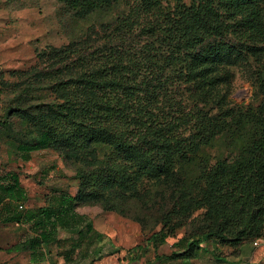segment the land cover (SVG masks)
<instances>
[{
	"label": "trees",
	"instance_id": "16d2710c",
	"mask_svg": "<svg viewBox=\"0 0 264 264\" xmlns=\"http://www.w3.org/2000/svg\"><path fill=\"white\" fill-rule=\"evenodd\" d=\"M61 2L79 35L39 52V61L15 82L10 108L27 127L14 143L22 159L30 161L33 150L57 149L77 164L81 189L30 209L21 173L0 169V223L26 227L9 251L43 261L57 245L64 262L53 264H83L93 246L97 258L112 255L119 250L105 249L104 234L77 211L79 202L121 209L150 184L170 193L164 198L173 205L149 242L159 249L183 231L179 248L156 260L194 264L204 242L240 247L259 241L264 30L256 26L264 20V0ZM253 61L259 101L231 104L226 90L235 67ZM201 208L206 213L189 229ZM60 231L69 236L60 238Z\"/></svg>",
	"mask_w": 264,
	"mask_h": 264
},
{
	"label": "rangeland",
	"instance_id": "374dc122",
	"mask_svg": "<svg viewBox=\"0 0 264 264\" xmlns=\"http://www.w3.org/2000/svg\"><path fill=\"white\" fill-rule=\"evenodd\" d=\"M259 23L256 29L264 30V20ZM78 35L74 17L61 0H0V169H15L21 173V184L29 193L26 207L30 209L46 205L56 195L68 193L75 196L79 193L81 184L76 176L77 164L55 148L33 150V158L27 162L18 153L14 143L20 133L27 132V127L11 112L10 106L15 101V82L22 72L39 61V52L51 46L59 48ZM251 64L250 67H235L232 85L226 90L231 104L259 101L252 83L258 64L254 61ZM142 195L140 199L122 203L121 209H107L98 200L79 202L77 211L88 214L95 227L104 234L102 244L105 249L119 250L112 255L97 258L94 251L96 246H93L92 255L83 264H186L177 259L156 260L158 255H170L179 248L177 242L183 233L181 229L178 236H168L167 242L161 243L159 249L154 242L148 240L153 232L165 224L164 214L172 207L173 202L167 201L164 196L168 197L170 193L150 184ZM206 211V208L196 211L189 219L188 228H195L199 221H190ZM25 231L26 227L16 223H0V264L64 262L57 255V245L51 246L49 259L43 261H34L29 252L9 251ZM59 236L68 237L69 233L60 231ZM259 241L258 246L254 242H248L240 247L207 241L196 254L193 263L264 264V233ZM141 246L143 248L140 250ZM204 247L210 248V251L204 250ZM213 248L215 253H212ZM217 256L224 260H218ZM94 257L97 259L92 260Z\"/></svg>",
	"mask_w": 264,
	"mask_h": 264
},
{
	"label": "built area",
	"instance_id": "2783aa9c",
	"mask_svg": "<svg viewBox=\"0 0 264 264\" xmlns=\"http://www.w3.org/2000/svg\"><path fill=\"white\" fill-rule=\"evenodd\" d=\"M260 242H261V241H257V242H255L254 244L258 246V245H260Z\"/></svg>",
	"mask_w": 264,
	"mask_h": 264
}]
</instances>
